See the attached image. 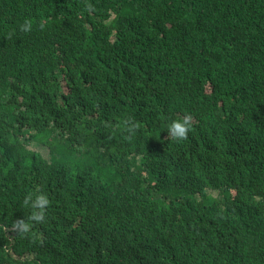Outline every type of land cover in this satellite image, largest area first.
Instances as JSON below:
<instances>
[{"label":"trees","instance_id":"1","mask_svg":"<svg viewBox=\"0 0 264 264\" xmlns=\"http://www.w3.org/2000/svg\"><path fill=\"white\" fill-rule=\"evenodd\" d=\"M0 264H264V0H0Z\"/></svg>","mask_w":264,"mask_h":264},{"label":"clouds","instance_id":"2","mask_svg":"<svg viewBox=\"0 0 264 264\" xmlns=\"http://www.w3.org/2000/svg\"><path fill=\"white\" fill-rule=\"evenodd\" d=\"M91 8V5H87ZM33 20L25 19L23 23L19 24V31L23 33H30L33 30ZM36 27L39 30L43 31L46 27L44 21L37 23ZM11 33L9 37H11ZM192 116L189 113H185L183 116H180L176 119L171 120L168 124L167 134L170 139L174 141H181L187 138L188 132L191 127ZM128 127L126 131L129 133H134L137 125L131 121H126ZM50 205L49 197L46 193L40 191L39 189L34 192H30L25 195L22 206L29 209V215L26 219H17L11 224V229L13 232L17 233L21 238H24L30 235L33 229L37 225L46 223L47 220V209Z\"/></svg>","mask_w":264,"mask_h":264}]
</instances>
